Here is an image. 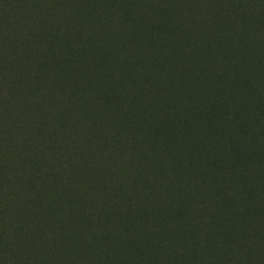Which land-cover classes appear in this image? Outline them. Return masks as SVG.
<instances>
[{
	"label": "trees",
	"instance_id": "1",
	"mask_svg": "<svg viewBox=\"0 0 264 264\" xmlns=\"http://www.w3.org/2000/svg\"><path fill=\"white\" fill-rule=\"evenodd\" d=\"M231 1L234 20L246 23L247 27L233 33V40L216 41L210 31L214 21L205 28L210 20L202 16V47L210 53L202 60V72L195 78L200 82V93L186 86L188 81L192 83L186 71L195 60L179 43L174 66L179 72L180 88H166L160 97L154 80L143 79L144 83H140L135 74L129 73L131 77L127 78L137 94H132L127 103L129 118L116 113L124 107L119 100L109 105L118 126L125 130L119 135L121 143L113 138L118 158L136 168L134 176L143 174L146 182L152 177L154 181L145 184V189H131L127 208L120 207L114 199L126 189L114 180L100 185V192L95 195L83 196L77 189H61L59 197H66L72 205L80 199L90 208L87 215L81 216L83 208L81 217L69 229L59 218L56 220L64 228L44 217L39 201L32 202L31 213L36 211L35 216L20 217L52 231L55 228L60 244L27 232L24 222L19 224L17 218L7 213L11 200H0V237L4 240H0V256L8 260L6 264H57L56 254L58 259L66 258V264H264V34L257 39L254 33H264V0ZM121 5L110 3L104 13L118 8L126 13L130 3ZM211 12L221 13L218 5ZM18 19L22 20L21 16ZM133 27L138 29L137 24ZM213 28L218 29V23ZM191 42L195 44L199 38ZM28 45L26 41L24 46ZM44 50L37 49L26 57L41 58ZM125 52L130 71H140L145 60L131 59L129 50ZM90 55L87 50L83 62H88ZM103 71L110 73L113 68L109 65ZM137 73L141 75L143 70ZM115 78V89L123 93L127 80ZM140 85L143 91H138ZM76 91L70 103L82 110L87 100L82 91ZM99 92L102 104L105 98L101 89ZM51 113L47 108L44 116L35 118L36 125L46 124L48 138L57 134ZM96 139L99 140L97 135ZM62 140L67 142L69 138L64 136ZM56 142L52 138L45 145L53 146ZM87 143L79 144L78 154L67 159L72 162L71 167H81L83 175L101 171L97 158L88 154L90 142ZM107 143L113 145L112 141ZM9 164L7 160L0 163V180L8 177L13 181L17 169L6 172ZM56 176L44 174L45 179ZM109 198L120 208H108ZM101 214L103 222L96 219ZM97 225L100 228L94 227ZM20 235L22 239L18 240Z\"/></svg>",
	"mask_w": 264,
	"mask_h": 264
},
{
	"label": "rangeland",
	"instance_id": "2",
	"mask_svg": "<svg viewBox=\"0 0 264 264\" xmlns=\"http://www.w3.org/2000/svg\"><path fill=\"white\" fill-rule=\"evenodd\" d=\"M110 3L117 7L122 6L121 3H130V7L126 13L121 8L104 13ZM216 5L221 13L213 15L211 10ZM232 7L231 0H0V163L6 160L10 163L6 172L17 169L13 181L8 177L0 180L3 188L0 200H11L7 213L17 218L19 224L24 222L23 228L27 232L37 233L41 240L51 238L52 244H60L55 228L52 227L53 231L46 229L33 220L29 223V219L23 220L20 214L35 216L36 211L31 213V206L39 201L37 204L44 210V217L63 228L64 223L69 229L70 224L87 215L90 208L80 199L79 203L74 200L72 205L66 197H59L61 189H77L83 196L95 195L100 192V185L110 180L125 185L124 193L114 199L118 200L120 207L127 208L131 189L144 188L154 178L146 182L143 174L134 176L133 169L136 168L118 158L117 143H121L119 135L125 130L118 126L119 121L111 115L113 110L109 105L119 100L125 108L116 113L129 118L127 103L132 94L137 95L127 78L129 73L135 74L140 83H144L143 79L154 80L160 97L166 88H180L179 72L174 66L179 56L175 48L179 43L195 60L186 71L189 72L187 78L192 81L186 86L200 93V82L195 78L200 76L202 60L210 53L202 47V16H208L210 20L205 28L211 27L214 21L215 25L208 31L216 36V41L233 40L232 34L242 31L247 24L234 20ZM217 23L218 29L213 28ZM134 24H137V30H134ZM254 33L257 39L264 34L259 30ZM193 38H199V42L193 44ZM26 41L28 47L24 46ZM37 49H45L41 58L26 57ZM104 49L105 54L102 53ZM87 50L91 54L88 62L93 61V64L83 62ZM125 50L132 54L131 59L145 60L143 68H139L143 74L139 75L138 69L137 72L130 71ZM109 65L113 71H103ZM85 76L90 78L85 79ZM118 76L127 80L123 93L115 89V77ZM100 89L105 98L102 104L98 99ZM143 89L140 85L138 91ZM76 90L82 91L87 100L82 110L70 103ZM94 99L98 100L93 103ZM45 108H50L54 115L55 137L48 138L44 122L35 124L36 117L44 116ZM64 136H68L69 141L63 142ZM115 137L117 143L113 140ZM52 138L57 140L56 144L45 145ZM82 142H90L87 143L88 154L97 158L100 172L83 175L81 167H71L72 162L67 159L76 152L78 154V145ZM79 158L83 162L84 156ZM47 172L57 176L45 179ZM35 192L38 193L33 195ZM55 200L59 203H54ZM116 204L113 199H107L108 208H120ZM83 208L84 214L79 217ZM96 219L103 222L104 216L101 214ZM94 227L100 228L98 225ZM78 236L79 233L76 240ZM21 239L22 235L18 237ZM0 240L4 241L3 237ZM101 249H104L103 245ZM58 256L55 255L57 264L67 263L66 258L58 259ZM7 262L0 256V264Z\"/></svg>",
	"mask_w": 264,
	"mask_h": 264
}]
</instances>
